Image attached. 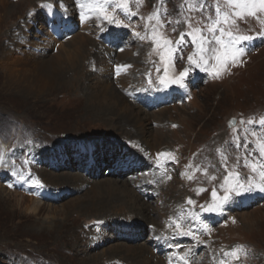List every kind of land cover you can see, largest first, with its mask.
<instances>
[{
  "label": "rangeland",
  "instance_id": "obj_1",
  "mask_svg": "<svg viewBox=\"0 0 264 264\" xmlns=\"http://www.w3.org/2000/svg\"><path fill=\"white\" fill-rule=\"evenodd\" d=\"M98 2L122 23L90 12L97 0H0V264H184L189 250L188 264H219L222 250L237 246L247 255L229 257V264H264V193L237 197L222 214L200 210L213 189L223 195L229 172L258 180L251 165L264 166V39L215 78L211 68L189 65L197 49L186 36L168 75L191 67L187 88L164 89L163 40L190 31L181 24L173 32L167 22L214 15L215 0H206L203 13L183 0H128L135 16L116 9L115 0ZM155 13L165 26L153 36L156 19L148 17ZM249 26L261 30L251 18L240 24ZM74 49L90 59L81 62L84 72L66 59ZM94 97L118 110H86ZM125 157L141 166L121 164L112 173ZM181 209L199 213L208 226L183 221L198 240L174 235Z\"/></svg>",
  "mask_w": 264,
  "mask_h": 264
},
{
  "label": "snow or ice",
  "instance_id": "obj_2",
  "mask_svg": "<svg viewBox=\"0 0 264 264\" xmlns=\"http://www.w3.org/2000/svg\"><path fill=\"white\" fill-rule=\"evenodd\" d=\"M113 0H104V3H112ZM140 0H137L139 3ZM184 4L189 6V11H200L204 12L206 0L202 3L201 0H183ZM42 8L53 7L51 4H42ZM85 7V5H81ZM90 12H100L103 14V19L107 20L109 24L120 25L121 20L117 19L115 16L109 15L108 12L99 6V2L88 5ZM116 9L122 10L126 16L131 15L135 16L136 13L131 12L128 0H115ZM214 15H204L201 19L193 21V19L188 16L184 20L176 19L175 21L169 20L168 25L172 26V31L177 32L181 24H186L190 29L188 32L180 31L178 38L173 41L172 39L163 40V49L160 54L161 61H166L165 64V73L163 77L158 78V85L162 86L164 89L171 87L172 85L178 86L179 88L186 89V79L189 76L191 67H185L183 71L179 73L178 76L169 77L168 75V65L172 63L173 57L180 60L182 56V46L188 43L185 39L186 36L191 37V43L196 46V51L188 55L187 60L190 66L199 68L201 71H209V68L212 69V73L215 78H219L223 71H225L229 64L235 66L241 63V57L247 54V51L250 50L249 46L257 38L264 39V0H215L213 5ZM165 14L167 12L165 10ZM183 16V13H179ZM83 13L81 14V21L87 19ZM156 19V26L153 27V36L156 34L157 27L163 28L165 23L159 19V13H155L153 16H149L148 20L151 21ZM249 18L256 20L261 25L260 31H253L251 26L247 30H243L240 27L241 23L248 24ZM207 32L208 35L204 33ZM253 33V34H248ZM140 40L146 39L145 36L141 35L139 32L134 33ZM214 44L215 47L211 45ZM205 45H209L205 47ZM211 54L210 56L208 54ZM209 59H214L215 64L209 65ZM127 67V66H124ZM159 71V69H157ZM149 86L152 87L153 81L149 79ZM159 90V88H158ZM234 121H230V124ZM241 123H244L241 120ZM247 123L252 124L253 120L249 119ZM259 125L261 128H264V117L259 119ZM175 126V125H174ZM4 133V129L0 128V134ZM255 133H253L254 135ZM259 139V138H258ZM29 143L31 141H28ZM239 147V145H237ZM258 151L262 158H264V141L258 143ZM160 156H168L171 158L170 153H158ZM223 159H227L226 156H223ZM3 164V157L0 156V165ZM157 164H160L159 159ZM248 166V165H246ZM191 167V166H190ZM251 171L253 173L258 172L259 179L253 177L240 178L239 174H233L229 172L228 176L224 177V183L221 185L223 190V195L218 196L215 189L212 191V200L207 206L201 205L200 210L206 213H216L222 214L225 211V206L232 202L237 197L251 196L256 192L264 193V166L257 168L255 164L251 165ZM207 170L205 169V173ZM17 175V173H13ZM19 180L24 181L26 177L23 174H18ZM29 175H31L29 173ZM170 178V177H169ZM232 178V179H230ZM189 179H192L190 176ZM210 179H216L215 176L210 177ZM34 183L43 187L41 182L36 179ZM199 191H204L200 189ZM187 203L192 205L193 200L188 199ZM183 221H200L203 229L208 230V226L203 223L200 219L199 213L188 211L187 213L181 209L180 213L173 221L175 224L176 236H191L194 239L198 240L196 233L192 231L189 227L187 230L183 228ZM157 239H160L157 237ZM171 246V245H170ZM247 255L244 252L243 246H237L236 248L229 250H222V258L219 261V264H229L228 258L233 260H240L241 253ZM191 253H186L185 256H181L180 259L184 264H188L187 256ZM25 264L27 262L25 261Z\"/></svg>",
  "mask_w": 264,
  "mask_h": 264
},
{
  "label": "bare ground",
  "instance_id": "obj_3",
  "mask_svg": "<svg viewBox=\"0 0 264 264\" xmlns=\"http://www.w3.org/2000/svg\"><path fill=\"white\" fill-rule=\"evenodd\" d=\"M74 43V42H73ZM70 53H69V55H68V57L66 56V59H69V60H73V62H71V64L70 65H72L71 67L74 69L75 67H77L78 65L79 66H82L83 67V64L81 63L82 61H83V63H84V61L87 59H89V58H87V57H79V55H78V53H77V50L76 49H74L72 52L71 51H69ZM82 58V59H81ZM90 60V59H89ZM87 63V62H86ZM88 64H89V62H88ZM87 66V65H86ZM71 68V69H72ZM86 68V67H85ZM76 69V68H75ZM81 70H83V72L85 71L84 70V67L83 68H81ZM86 71H88L87 69H86ZM89 72V71H88ZM88 73H84V75H87ZM108 75V74H107ZM78 80V79H77ZM103 81V80H102ZM112 92V91H111ZM136 94H133V97L136 99H143V98H141V96L138 94V92H135ZM111 97V96H110ZM113 97H115V96H113ZM112 98V97H111ZM120 98V97H119ZM117 102V101H116ZM116 106H117V103H110V102H108V100L107 99H105V98H99V97H94V98H89V103H88V105H87V107H86V110H87V108H90V109H94L95 110V112L96 113H98V114H100V115H102V116H104V114H107V113H110V112H115V110H118V109H116ZM142 124V123H141ZM146 124V123H145ZM149 125V124H148ZM160 127V126H159ZM139 141V140H138ZM200 143V142H199ZM199 143H198V145H199ZM137 146V145H136ZM196 146V145H195ZM198 147V146H197ZM193 151H195L194 150V148H193ZM197 152V151H196ZM205 155H203V157H204ZM122 157H124V156H122ZM203 161H205V159L204 160H202V162ZM89 162V167L91 166V167H93V162H92V160H90V161H88ZM123 164H126V167H131V169H134V170H137V167L138 166H141V164L140 163H138L137 161H135L134 159H128L127 157H125V159H121V158H119L118 160H117V162H116V164L115 165H113V167H115V168H112V173L113 172H116V170L117 169H119V168H123V166H125V165H122ZM116 166H118V167H116ZM137 166V167H136ZM120 172H122L121 170H120ZM110 191H112V190H110ZM169 191V190H168ZM167 193V192H166ZM138 194V193H137ZM37 208V207H36ZM233 233V232H232ZM235 233V232H234ZM154 237V236H153ZM153 239V238H152ZM152 242V247H157L158 246V242L157 241H151ZM113 247V246H112ZM162 247V246H161ZM163 248H165V247H163ZM156 250H157V248H156ZM163 251H165L164 249H163Z\"/></svg>",
  "mask_w": 264,
  "mask_h": 264
},
{
  "label": "water",
  "instance_id": "obj_4",
  "mask_svg": "<svg viewBox=\"0 0 264 264\" xmlns=\"http://www.w3.org/2000/svg\"><path fill=\"white\" fill-rule=\"evenodd\" d=\"M211 195H212V193H211Z\"/></svg>",
  "mask_w": 264,
  "mask_h": 264
}]
</instances>
